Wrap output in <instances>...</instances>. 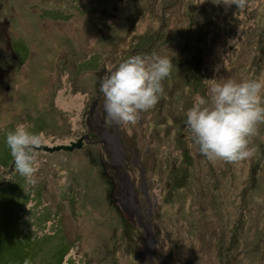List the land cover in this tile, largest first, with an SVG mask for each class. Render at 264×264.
Listing matches in <instances>:
<instances>
[{
  "label": "rangeland",
  "instance_id": "rangeland-1",
  "mask_svg": "<svg viewBox=\"0 0 264 264\" xmlns=\"http://www.w3.org/2000/svg\"><path fill=\"white\" fill-rule=\"evenodd\" d=\"M242 3L0 0V264H264V122L235 163L202 156L185 126L214 82L264 80V0ZM153 53L172 60L164 94L134 124L107 119L106 70ZM19 124L82 147L39 149L25 178L5 144ZM106 167L133 184L122 214Z\"/></svg>",
  "mask_w": 264,
  "mask_h": 264
},
{
  "label": "clouds",
  "instance_id": "clouds-1",
  "mask_svg": "<svg viewBox=\"0 0 264 264\" xmlns=\"http://www.w3.org/2000/svg\"><path fill=\"white\" fill-rule=\"evenodd\" d=\"M223 2L243 6L242 0ZM172 66L167 56L153 53L151 57L131 55L108 68L99 84L106 118L134 124L138 114L153 108L164 94L163 81L170 76ZM262 122L264 80L255 78L218 80L210 86L208 95L197 97L185 113L190 146L195 144L211 162L235 163L250 158V137ZM42 143L43 137L24 124L6 134L5 144L19 175L34 178Z\"/></svg>",
  "mask_w": 264,
  "mask_h": 264
},
{
  "label": "flooded vegetation",
  "instance_id": "flooded-vegetation-1",
  "mask_svg": "<svg viewBox=\"0 0 264 264\" xmlns=\"http://www.w3.org/2000/svg\"><path fill=\"white\" fill-rule=\"evenodd\" d=\"M97 105V104H96ZM97 107V106H96ZM96 107H95V109H96ZM94 109V110H95ZM92 113L93 112H91L90 113V116H92ZM103 121L104 120H101V123H103ZM92 127V126H91ZM93 128H96V129H99V130H103V132L105 133L106 131H105V127L104 128H101V127H99V124H97L96 122L93 124ZM92 128V129H93ZM95 134H96V132L95 131H90L89 133H87L86 135H85V139H86V141L87 142H90V141H93L92 140V137H95ZM99 134V133H98ZM100 135V134H99ZM98 139V138H97ZM93 142H96L97 144H100L101 143V140L99 139V140H94ZM103 166H104V164H103ZM107 171H104V174L106 175V181H107V185L109 186L110 185V201L112 202V204L114 205V204H116L117 205V203H118V201H120L121 202V204L124 206V207H126L125 205V202H126V200H124L123 199V197H124V192L125 193H129V194H131L130 196H131V200H130V203H132V201H133V195H134V193H133V191H135L134 190V187H133V184H132V182L129 180V177H127L128 175H125L124 177H123V179H122V176L120 177V173L118 172V173H116V172H113L112 170H108V168L106 167L105 168ZM112 173V174H111ZM116 173V174H115ZM116 198V199H115ZM139 201L137 200V203H138ZM115 206V205H114ZM116 207V209L118 210V206H115ZM138 207V206H137ZM119 212H120V210H118ZM128 211H129V209H128ZM135 212H136V216H137V219H139L140 220V222H141V218H140V210H139V208H138V210L136 211L135 210ZM121 213V212H120ZM122 214V213H121ZM149 217V216H148ZM147 217V218H148Z\"/></svg>",
  "mask_w": 264,
  "mask_h": 264
},
{
  "label": "water",
  "instance_id": "water-1",
  "mask_svg": "<svg viewBox=\"0 0 264 264\" xmlns=\"http://www.w3.org/2000/svg\"><path fill=\"white\" fill-rule=\"evenodd\" d=\"M82 142H83V139H80L78 142H72L70 145H57V146H54V147H48V146L41 145L39 149L48 151L50 153H53V152H56V151H61V150L72 151V150H74L76 148L82 147ZM144 228H145V231H148V232L150 231L149 225L144 227ZM151 264H154L152 259H151Z\"/></svg>",
  "mask_w": 264,
  "mask_h": 264
},
{
  "label": "trees",
  "instance_id": "trees-1",
  "mask_svg": "<svg viewBox=\"0 0 264 264\" xmlns=\"http://www.w3.org/2000/svg\"><path fill=\"white\" fill-rule=\"evenodd\" d=\"M151 259H152V258L149 259V260H150V264H151Z\"/></svg>",
  "mask_w": 264,
  "mask_h": 264
}]
</instances>
